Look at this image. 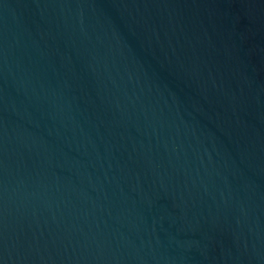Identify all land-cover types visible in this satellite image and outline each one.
I'll list each match as a JSON object with an SVG mask.
<instances>
[{"label": "water", "instance_id": "95a60500", "mask_svg": "<svg viewBox=\"0 0 264 264\" xmlns=\"http://www.w3.org/2000/svg\"><path fill=\"white\" fill-rule=\"evenodd\" d=\"M0 264H264V0H0Z\"/></svg>", "mask_w": 264, "mask_h": 264}]
</instances>
